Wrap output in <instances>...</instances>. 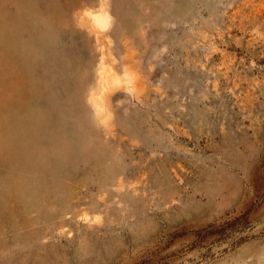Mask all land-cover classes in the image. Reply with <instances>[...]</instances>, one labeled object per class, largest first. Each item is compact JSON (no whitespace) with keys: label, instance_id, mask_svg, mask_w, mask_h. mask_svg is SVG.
Masks as SVG:
<instances>
[{"label":"rangeland","instance_id":"374dc122","mask_svg":"<svg viewBox=\"0 0 264 264\" xmlns=\"http://www.w3.org/2000/svg\"><path fill=\"white\" fill-rule=\"evenodd\" d=\"M0 264H264V0H0Z\"/></svg>","mask_w":264,"mask_h":264},{"label":"bare ground","instance_id":"6f19581e","mask_svg":"<svg viewBox=\"0 0 264 264\" xmlns=\"http://www.w3.org/2000/svg\"><path fill=\"white\" fill-rule=\"evenodd\" d=\"M103 17H101V19H102ZM96 24V23H95ZM101 24V23H100ZM98 25H99V22H98ZM97 25V26H98ZM93 27H94V25H93ZM99 28V27H98ZM95 30H96V27H95ZM99 35V34H98ZM98 40V39H97ZM104 57V56H103ZM104 61H105V59H104ZM114 61H116V59L114 60ZM106 63V62H105ZM110 63H112V61L110 62ZM115 63V62H114ZM110 66H111V64H110ZM104 67V66H103ZM109 67V66H108ZM114 68H116V67H114ZM104 69V70H103ZM117 70H118V68H116ZM115 69V70H116ZM126 69L127 68H125V71H126ZM101 71V70H100ZM99 71V72H100ZM127 71H129V70H127ZM98 72V73H99ZM102 73H101V75H100V80H101V82H103V84H104V88H103V91L105 90L106 91V89L105 88H112L113 89V87H114V89L112 90V89H110L111 91H114L116 88H115V86H117V88H118V85H120V83H121V81H122V79H120L119 78V76H118V73H116L112 68H106V67H104V68H102V71H101ZM118 72V71H117ZM120 73V72H119ZM127 73V72H126ZM130 73V72H129ZM129 73H127V76H126V74H125V76L124 75H122V76H124V80H125V82H126V80H127V77H128V74ZM126 78V79H125ZM102 84V83H101ZM123 85H124V83H123ZM101 86H103V85H101ZM120 87V86H119ZM109 91V90H108ZM107 91V92H108ZM111 91H110V93H111ZM116 91V90H115ZM109 93V92H108ZM104 96V95H103ZM99 109V108H98ZM102 113V112H101Z\"/></svg>","mask_w":264,"mask_h":264}]
</instances>
